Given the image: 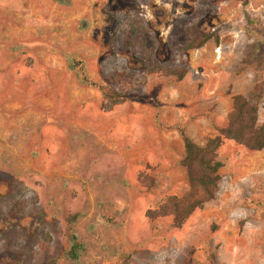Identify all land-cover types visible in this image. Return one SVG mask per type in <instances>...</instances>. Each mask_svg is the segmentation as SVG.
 Instances as JSON below:
<instances>
[{"label": "rangeland", "instance_id": "374dc122", "mask_svg": "<svg viewBox=\"0 0 264 264\" xmlns=\"http://www.w3.org/2000/svg\"><path fill=\"white\" fill-rule=\"evenodd\" d=\"M193 21L218 43L182 50ZM236 94L264 122V0H0V264H264V148L224 139L214 199L179 228L146 216L188 189L181 130L204 144Z\"/></svg>", "mask_w": 264, "mask_h": 264}, {"label": "trees", "instance_id": "16d2710c", "mask_svg": "<svg viewBox=\"0 0 264 264\" xmlns=\"http://www.w3.org/2000/svg\"><path fill=\"white\" fill-rule=\"evenodd\" d=\"M238 1L246 6L249 0ZM121 32L130 44L132 52L140 58H145L147 49L142 40L143 24L137 21L128 22ZM184 37L185 40L181 45V49L184 51L198 49L210 40L216 43L219 41L218 34L200 30L196 21L185 26ZM68 66L71 69L78 68L82 82L96 85L84 74L81 61L75 58L69 59ZM149 71L174 76L177 81L183 79L186 74V70L178 66L170 67L160 64L154 65ZM109 78L112 84L113 76L111 75ZM104 94L107 103L103 105V108L106 110L129 98L123 92L114 90ZM181 135L184 143V154L180 163L187 174L188 189L180 196H168L157 208L146 212V216L151 220L171 215L173 228H179L195 209L201 208L204 203L214 199L221 178L219 171L223 166V163L217 158V150L223 140H233L249 150H262L264 148V122H258V105L243 95L236 94L232 97V107L226 125L219 129L217 135L208 137L202 145L194 142L184 130H181ZM82 249V243L78 242L76 236L72 234L66 255L76 261ZM121 264H131L129 254L123 256Z\"/></svg>", "mask_w": 264, "mask_h": 264}]
</instances>
